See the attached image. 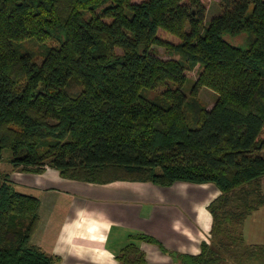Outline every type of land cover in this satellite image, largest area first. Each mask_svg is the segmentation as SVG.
Returning <instances> with one entry per match:
<instances>
[{
    "label": "trees",
    "instance_id": "16d2710c",
    "mask_svg": "<svg viewBox=\"0 0 264 264\" xmlns=\"http://www.w3.org/2000/svg\"><path fill=\"white\" fill-rule=\"evenodd\" d=\"M221 5L206 22L203 0H0V160L8 148L12 171L95 183L212 182L211 241L182 261L264 264L243 235L264 205V0ZM196 67L217 91L210 108L183 90ZM12 171L0 169V264H56L33 242L41 200ZM117 259L146 262L133 243Z\"/></svg>",
    "mask_w": 264,
    "mask_h": 264
},
{
    "label": "crops",
    "instance_id": "0c3cea01",
    "mask_svg": "<svg viewBox=\"0 0 264 264\" xmlns=\"http://www.w3.org/2000/svg\"><path fill=\"white\" fill-rule=\"evenodd\" d=\"M12 177L18 190L40 198L33 242L59 256L56 264H125L117 255L129 243L144 252L145 264H185L182 254H198L211 241L208 205L220 193L212 182L95 183L64 177L53 167L13 170ZM140 233L155 241L138 238ZM243 235L247 243L264 244V205L245 218Z\"/></svg>",
    "mask_w": 264,
    "mask_h": 264
},
{
    "label": "rangeland",
    "instance_id": "374dc122",
    "mask_svg": "<svg viewBox=\"0 0 264 264\" xmlns=\"http://www.w3.org/2000/svg\"><path fill=\"white\" fill-rule=\"evenodd\" d=\"M203 2L205 4V14H204L205 16H204V19H205L206 22L213 15L219 13L222 10L221 0H203ZM159 33L161 35L167 37L168 39H170L171 41H173L175 43L180 41V37L177 34L172 33L170 31H167L165 29H160ZM157 50H158L159 54L161 56H163L164 58H168V57L171 56V54L163 46L157 47ZM196 80H197V67L187 72V80L183 84V90L189 96V99H192L193 97H195L204 106H206L208 108L212 107L213 104L215 103V100H216L217 95H218L216 89H214L213 87H211V86H209L207 84H202V85L197 86L196 85ZM168 84L169 85H173L174 83L172 81H170V80H167L165 83H162L158 87H156L155 89H152L150 91V94L154 95L156 93L161 92L165 88V86L168 85ZM194 88H196L195 91H194ZM11 155H12V152H11L10 149H8V148L4 149L2 159L0 160V169L12 171V165L9 162V158L11 157ZM77 181H79V179H77ZM81 181H83V180H81ZM122 183L123 182L121 180V184ZM87 191H88V188L86 189L84 195L89 196L90 193L88 194ZM77 192L80 193L79 191H75V193H77ZM237 249L241 250L240 247L235 246V250H237ZM234 256H233V258H235ZM235 259L237 260V258H235ZM246 260L247 259H243V260H240V261L237 260V263L238 264H251V263H249V261H246ZM226 261L227 262L228 261L235 262V261H233L231 259H227ZM244 261H246V262H244Z\"/></svg>",
    "mask_w": 264,
    "mask_h": 264
}]
</instances>
